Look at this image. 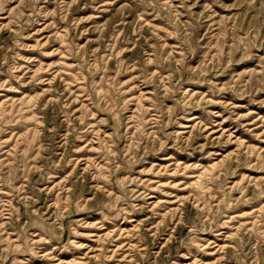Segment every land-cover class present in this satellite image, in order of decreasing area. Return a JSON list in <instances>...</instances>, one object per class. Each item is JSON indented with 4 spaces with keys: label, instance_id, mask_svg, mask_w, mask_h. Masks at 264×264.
Instances as JSON below:
<instances>
[{
    "label": "rangeland",
    "instance_id": "1",
    "mask_svg": "<svg viewBox=\"0 0 264 264\" xmlns=\"http://www.w3.org/2000/svg\"><path fill=\"white\" fill-rule=\"evenodd\" d=\"M0 264H264V0H0Z\"/></svg>",
    "mask_w": 264,
    "mask_h": 264
}]
</instances>
